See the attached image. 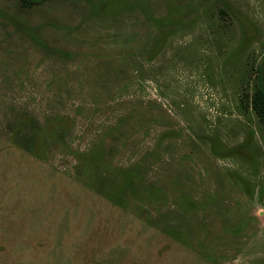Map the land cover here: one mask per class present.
I'll list each match as a JSON object with an SVG mask.
<instances>
[{
	"label": "rangeland",
	"instance_id": "1",
	"mask_svg": "<svg viewBox=\"0 0 264 264\" xmlns=\"http://www.w3.org/2000/svg\"><path fill=\"white\" fill-rule=\"evenodd\" d=\"M264 0H0V264H264Z\"/></svg>",
	"mask_w": 264,
	"mask_h": 264
},
{
	"label": "trees",
	"instance_id": "2",
	"mask_svg": "<svg viewBox=\"0 0 264 264\" xmlns=\"http://www.w3.org/2000/svg\"><path fill=\"white\" fill-rule=\"evenodd\" d=\"M25 5H31L39 0H21ZM250 107L256 114L259 122L264 127V66L260 68L257 76V84L252 93L251 100L249 103Z\"/></svg>",
	"mask_w": 264,
	"mask_h": 264
}]
</instances>
